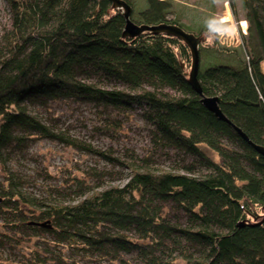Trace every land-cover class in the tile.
<instances>
[{
  "label": "trees",
  "instance_id": "trees-1",
  "mask_svg": "<svg viewBox=\"0 0 264 264\" xmlns=\"http://www.w3.org/2000/svg\"><path fill=\"white\" fill-rule=\"evenodd\" d=\"M125 1L136 24L173 23L196 35L207 26H193L194 16L182 24L172 0ZM4 2L0 247L19 249L28 238L23 264H49L46 243L73 255H129L143 264H176L180 257L186 264H264V223L238 226L264 207V157L253 146L264 147V0H241L247 26L240 46L200 45L207 60L198 71L202 94L183 76L188 48L162 34L122 38L125 20L110 0ZM229 3L236 17L234 0ZM204 96L218 97L226 120L203 106ZM69 98L117 111L139 108L154 149L180 156L184 172L150 166L146 155L141 164H127L120 186H79L74 197L55 188L45 196L26 193L12 167L15 155L36 136L68 141L29 107Z\"/></svg>",
  "mask_w": 264,
  "mask_h": 264
},
{
  "label": "rangeland",
  "instance_id": "rangeland-1",
  "mask_svg": "<svg viewBox=\"0 0 264 264\" xmlns=\"http://www.w3.org/2000/svg\"><path fill=\"white\" fill-rule=\"evenodd\" d=\"M172 1L175 4L173 8L181 11L182 24L192 23V16L197 20L193 26L205 22L207 26L199 34L210 33V37L206 35L203 46H210L214 40L217 41L218 30L222 44L234 46L232 48L240 46L241 35L246 34L241 31L239 25L240 20H245L241 0H234L236 17L229 0L227 5H224L225 0H215L211 7L206 6L209 0ZM223 17L227 18L226 23L220 22ZM211 24L216 25L215 32L210 30ZM8 26V9L4 0H0V32ZM200 56V67L204 69L207 60L202 59L204 53H200ZM188 67L185 66L187 69ZM29 109L38 115L47 127L52 128L55 133L62 132L68 139L61 141L36 136L26 152L13 158V169L25 180L22 179L23 191L36 197L45 196V191L50 188L65 191V196L68 194L69 197H74L88 187L87 185L120 186L129 172L127 164L131 161L141 164L146 155L149 156L150 166L159 170L177 171L181 167L180 156L165 155L163 150L154 149L150 141L149 126L137 107L117 111L113 108L97 107L82 99L69 98L59 99L45 107L30 106ZM201 148L210 157H217L207 147L201 145ZM177 172L184 171L180 169ZM79 186L83 187L82 190ZM71 190L75 192L71 193ZM262 214L264 207L254 209L247 217L253 219ZM43 239L49 240L46 235ZM33 240L36 241L35 238ZM30 244L32 245V242L25 238L19 249L0 247V264H23L21 253L24 251L26 256L28 251L25 247H31ZM40 245L43 246L41 243ZM46 245L51 252L49 264H143L129 255L124 256L123 260L101 259L81 254L73 255L65 248L59 250L51 243ZM180 258H177L176 264H186L184 259Z\"/></svg>",
  "mask_w": 264,
  "mask_h": 264
},
{
  "label": "water",
  "instance_id": "water-1",
  "mask_svg": "<svg viewBox=\"0 0 264 264\" xmlns=\"http://www.w3.org/2000/svg\"><path fill=\"white\" fill-rule=\"evenodd\" d=\"M110 2L111 9L114 11H118L125 20L122 38H136L142 34H148L150 37H153L155 35L162 34L180 40L188 48L190 54V63L188 69L185 68L184 63H180L181 68L184 69L183 76L195 90V92H197L198 94H202L201 87L198 81V71L200 66V45H202L206 41L207 33L205 32L196 35L184 30L177 24L167 22H162L154 25L136 24L130 19L132 6L129 3H127L125 0H110ZM209 35L210 33L207 36L210 37ZM218 101V97L204 96L201 98V103L207 110L212 112L218 119L226 120L225 116L220 111ZM239 134L243 136V138L247 139L240 130ZM253 146L255 150L264 157V147L255 144ZM262 223H264V214L253 217V219H249V217H246L238 222V226H254L260 225Z\"/></svg>",
  "mask_w": 264,
  "mask_h": 264
},
{
  "label": "built area",
  "instance_id": "built-area-1",
  "mask_svg": "<svg viewBox=\"0 0 264 264\" xmlns=\"http://www.w3.org/2000/svg\"><path fill=\"white\" fill-rule=\"evenodd\" d=\"M227 0H225L224 2V5H227ZM221 23H226V20L223 18V20H220ZM239 25H240V29L241 31L244 33L245 30H246V23H245V20H240L239 21ZM221 36H220V31L218 30L217 31V36H216V39H217V42L222 44L223 42L221 41ZM224 45H229V44H224ZM231 46V45H230Z\"/></svg>",
  "mask_w": 264,
  "mask_h": 264
},
{
  "label": "bare ground",
  "instance_id": "bare-ground-1",
  "mask_svg": "<svg viewBox=\"0 0 264 264\" xmlns=\"http://www.w3.org/2000/svg\"><path fill=\"white\" fill-rule=\"evenodd\" d=\"M227 17V16H226ZM225 20L227 19V18H225V17H223Z\"/></svg>",
  "mask_w": 264,
  "mask_h": 264
}]
</instances>
